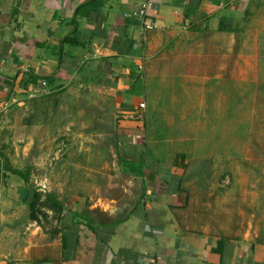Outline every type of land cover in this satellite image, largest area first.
<instances>
[{
	"label": "crops",
	"instance_id": "obj_1",
	"mask_svg": "<svg viewBox=\"0 0 264 264\" xmlns=\"http://www.w3.org/2000/svg\"><path fill=\"white\" fill-rule=\"evenodd\" d=\"M144 6L154 27L142 34ZM249 31L264 32V0H0V101L57 92L80 73L115 76L116 112L102 94L84 118L97 122L99 149L110 142V160L129 168L117 203L65 211L52 229L30 219L27 189L2 193L0 264H264V242L181 219L186 168L250 150L264 78L210 61L233 55L228 40ZM184 36L207 42L181 46ZM198 49L209 54L205 68Z\"/></svg>",
	"mask_w": 264,
	"mask_h": 264
},
{
	"label": "rangeland",
	"instance_id": "obj_2",
	"mask_svg": "<svg viewBox=\"0 0 264 264\" xmlns=\"http://www.w3.org/2000/svg\"><path fill=\"white\" fill-rule=\"evenodd\" d=\"M228 41L233 42V55L226 51L211 55L210 61L217 69L225 72L231 68L234 73L242 69L247 75L264 78V32L249 31ZM206 42L204 37L184 36L180 45L199 46ZM195 57L203 59L197 65L208 66L209 54L198 49ZM94 71L91 82L80 73L76 85L57 92L0 101V200L4 192L35 190L34 224L42 227L54 228L65 211L87 212L92 205L107 208L125 194L129 168L121 166L116 155L110 160L106 151L110 142L99 149L94 139L97 122L84 118L85 111L98 110L102 94H107V100L102 102L107 103L108 111L116 112L117 108L112 103L116 95L109 93L115 87V76ZM92 92L94 96L88 98ZM84 132L90 133L85 142L92 150H87L85 159L91 160V167L80 165L85 157L78 150ZM105 159L114 166L105 167ZM100 160L105 164L99 165ZM23 175L28 177L27 182ZM182 178L187 204L181 219L186 226L264 242V81L247 155L195 161Z\"/></svg>",
	"mask_w": 264,
	"mask_h": 264
},
{
	"label": "built area",
	"instance_id": "obj_3",
	"mask_svg": "<svg viewBox=\"0 0 264 264\" xmlns=\"http://www.w3.org/2000/svg\"><path fill=\"white\" fill-rule=\"evenodd\" d=\"M140 20H141V32L142 34H145L147 30L151 29L154 27V22L147 17L146 14V6H144L138 13ZM45 83V82H43ZM140 106H145L144 103H141ZM145 264H149V263H145Z\"/></svg>",
	"mask_w": 264,
	"mask_h": 264
},
{
	"label": "trees",
	"instance_id": "obj_4",
	"mask_svg": "<svg viewBox=\"0 0 264 264\" xmlns=\"http://www.w3.org/2000/svg\"><path fill=\"white\" fill-rule=\"evenodd\" d=\"M15 173L21 175L22 173L20 171H14ZM23 178L24 180L27 182L28 181V177L23 175ZM28 193H27V196L25 198V202L29 205L30 207V210H31V217L32 219H36V215L34 214L33 212V209H34V198L38 195V193L31 189V188H28L27 189Z\"/></svg>",
	"mask_w": 264,
	"mask_h": 264
}]
</instances>
